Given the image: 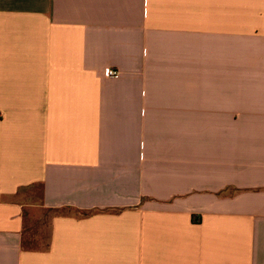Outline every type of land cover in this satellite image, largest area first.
<instances>
[{"label": "crops", "instance_id": "obj_1", "mask_svg": "<svg viewBox=\"0 0 264 264\" xmlns=\"http://www.w3.org/2000/svg\"><path fill=\"white\" fill-rule=\"evenodd\" d=\"M0 264H264V0H0Z\"/></svg>", "mask_w": 264, "mask_h": 264}, {"label": "built area", "instance_id": "obj_2", "mask_svg": "<svg viewBox=\"0 0 264 264\" xmlns=\"http://www.w3.org/2000/svg\"><path fill=\"white\" fill-rule=\"evenodd\" d=\"M117 75H118V72H116V71L112 70V71L109 72V76L112 77V78L116 77Z\"/></svg>", "mask_w": 264, "mask_h": 264}, {"label": "trees", "instance_id": "obj_3", "mask_svg": "<svg viewBox=\"0 0 264 264\" xmlns=\"http://www.w3.org/2000/svg\"><path fill=\"white\" fill-rule=\"evenodd\" d=\"M84 215H87V214H84Z\"/></svg>", "mask_w": 264, "mask_h": 264}]
</instances>
